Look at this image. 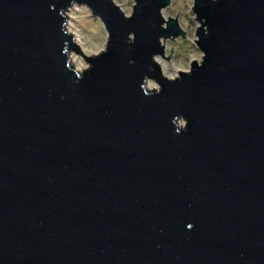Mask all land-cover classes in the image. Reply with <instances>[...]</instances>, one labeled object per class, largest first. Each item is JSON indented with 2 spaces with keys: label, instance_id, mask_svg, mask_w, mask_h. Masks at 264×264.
I'll return each mask as SVG.
<instances>
[{
  "label": "water",
  "instance_id": "1",
  "mask_svg": "<svg viewBox=\"0 0 264 264\" xmlns=\"http://www.w3.org/2000/svg\"><path fill=\"white\" fill-rule=\"evenodd\" d=\"M88 2L111 41L73 83L65 0H0V264H264V0H197L204 65L151 98L163 0Z\"/></svg>",
  "mask_w": 264,
  "mask_h": 264
},
{
  "label": "clouds",
  "instance_id": "2",
  "mask_svg": "<svg viewBox=\"0 0 264 264\" xmlns=\"http://www.w3.org/2000/svg\"><path fill=\"white\" fill-rule=\"evenodd\" d=\"M211 2L216 3V0ZM108 3L118 10L124 20L132 19L140 8V0H108ZM196 3L197 0H163L157 8L159 23L155 27L158 31L167 32L169 23L175 21L179 32L174 35H157V47L160 51L149 55L147 71L138 83L145 98L161 95V80L171 84L182 81L185 76L190 77L193 62L197 68L204 65L206 52L198 43L201 39L198 30L203 26V34L207 37L208 29L204 18H197L198 14L194 11ZM52 8L53 5L49 4V9ZM58 16L63 69L69 74L70 80L77 83L93 69L92 61L108 52L111 31L103 15L88 0H65L64 6L58 10ZM135 41L134 31H128L123 37V44L129 50ZM127 62L131 65L135 60L129 57ZM150 73H158V78ZM170 124L173 134L180 135L187 132L189 121L184 114L176 113L172 115ZM193 227L192 223L185 225L186 230Z\"/></svg>",
  "mask_w": 264,
  "mask_h": 264
}]
</instances>
